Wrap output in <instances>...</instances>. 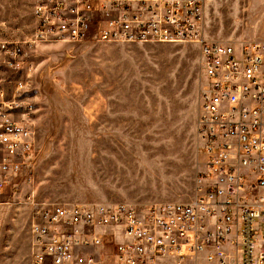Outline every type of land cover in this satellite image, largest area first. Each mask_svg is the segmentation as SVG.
Returning <instances> with one entry per match:
<instances>
[{
  "label": "built area",
  "instance_id": "1",
  "mask_svg": "<svg viewBox=\"0 0 264 264\" xmlns=\"http://www.w3.org/2000/svg\"><path fill=\"white\" fill-rule=\"evenodd\" d=\"M31 6V36L0 37V203L34 154L25 82L3 74L19 71L18 58L37 43H194L203 83L193 198L37 207L29 264H264V41L206 37L204 0H32Z\"/></svg>",
  "mask_w": 264,
  "mask_h": 264
},
{
  "label": "rangeland",
  "instance_id": "2",
  "mask_svg": "<svg viewBox=\"0 0 264 264\" xmlns=\"http://www.w3.org/2000/svg\"><path fill=\"white\" fill-rule=\"evenodd\" d=\"M31 3L0 0V37L31 36ZM204 20L209 39L264 41V0H204ZM18 61L3 75L25 82L34 154L0 203V264H29L37 207L193 198L196 44L41 42Z\"/></svg>",
  "mask_w": 264,
  "mask_h": 264
}]
</instances>
